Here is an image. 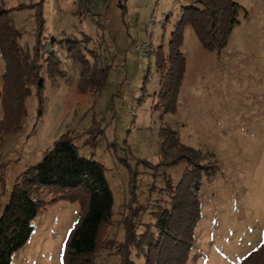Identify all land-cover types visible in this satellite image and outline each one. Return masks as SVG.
<instances>
[{"label":"rangeland","instance_id":"obj_1","mask_svg":"<svg viewBox=\"0 0 264 264\" xmlns=\"http://www.w3.org/2000/svg\"><path fill=\"white\" fill-rule=\"evenodd\" d=\"M39 1L0 0V9L7 10L33 4L9 14L21 32V46L29 51L36 43L34 4ZM235 1L242 9L228 46L214 51L213 63L186 83L185 68L180 87L167 95L154 51L162 46L167 56L180 0H42L43 114L38 115L33 90L21 127L0 145V215L16 177L38 161L27 153L41 157L67 131L81 156L105 166L116 220L132 171L138 173L140 203L152 205L160 197L156 189L167 178L180 181L187 167L186 160L157 171L141 163L160 161V130L170 127L180 143L200 150L201 163L215 169L194 185L201 218L187 264H236L256 249L264 233V0ZM144 44L149 52L139 67L134 52ZM5 72L0 50V119ZM94 136L97 142L84 145ZM51 198L48 191L43 194ZM79 211L78 202L48 203L11 264H62ZM109 236L123 240L124 229L116 224ZM134 260L145 264L144 258ZM97 263L120 264V256L104 249Z\"/></svg>","mask_w":264,"mask_h":264},{"label":"trees","instance_id":"obj_2","mask_svg":"<svg viewBox=\"0 0 264 264\" xmlns=\"http://www.w3.org/2000/svg\"><path fill=\"white\" fill-rule=\"evenodd\" d=\"M180 2L183 4L181 15L171 34L168 55L163 54L162 46L157 50L160 85L165 84L162 89L167 95L180 87L184 77L186 58L182 46L185 29L192 26L205 49L221 52L228 46L242 9L235 0ZM42 6V0L34 4L37 25L32 51L21 46V32L9 14L13 10L33 7V4L0 9V50L6 60L0 145L5 135L21 127L27 113L26 100L33 90L39 101L38 115L43 114ZM86 79L93 80L94 75L85 77L82 84ZM74 139L71 131L61 134L38 163L27 167L15 179L0 215V264L12 263L14 253L24 247L33 233V220L48 203L59 200L80 204L77 221L63 249L62 264H98L97 257L104 249L114 250L120 256V264H136L134 256L144 258L145 264H187L201 218V204L194 185L203 174L215 172L214 167L201 163L204 156L200 150L180 143L176 131L170 127L161 128L160 161L141 160V163L157 171L162 166L169 167L186 160L183 176L177 183L167 178L165 186L156 189L160 197L147 206L139 201L138 173L132 171L127 182V195L119 207L121 217L116 220L115 196L105 166L93 158L81 156ZM92 142H97V136L88 139L84 145ZM0 180L3 183L4 177ZM155 188V184L151 186V192ZM47 191L52 194L48 201L43 199ZM116 224L124 229L123 240L109 236ZM236 264H264V233L262 243Z\"/></svg>","mask_w":264,"mask_h":264},{"label":"crops","instance_id":"obj_3","mask_svg":"<svg viewBox=\"0 0 264 264\" xmlns=\"http://www.w3.org/2000/svg\"><path fill=\"white\" fill-rule=\"evenodd\" d=\"M179 3H181V2H179ZM180 15H181V9L178 13L177 21H178ZM175 25H176V23H174L173 27H171V31H170L171 34L175 29ZM171 34L169 36H171ZM169 39H170V37H169ZM157 50L154 52H157ZM182 52L186 58L185 83L187 82V80L191 76L197 75L196 73H200L201 70H204L203 67L205 65H207V63L208 64L213 63L211 55H213L214 51H209V50H206L204 48V46L202 45L195 29L192 26H188L186 28L185 35H184V43L182 46ZM134 56H136L135 52H134ZM3 76H4V74H3ZM3 82H4V78H3ZM47 150H46V152H47ZM46 152L43 155H41V157H40L39 155H36L37 153H35L31 150V154L27 153V156H29L31 158L37 157L38 159H36V160H38L37 161V163H38L44 157ZM117 209H119V208H117Z\"/></svg>","mask_w":264,"mask_h":264},{"label":"built area","instance_id":"obj_4","mask_svg":"<svg viewBox=\"0 0 264 264\" xmlns=\"http://www.w3.org/2000/svg\"><path fill=\"white\" fill-rule=\"evenodd\" d=\"M149 52V47L148 44H144V45H138L136 48V57H137V61H138V66L141 67L142 63H143V59L144 57L147 55V53Z\"/></svg>","mask_w":264,"mask_h":264}]
</instances>
